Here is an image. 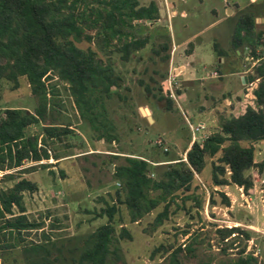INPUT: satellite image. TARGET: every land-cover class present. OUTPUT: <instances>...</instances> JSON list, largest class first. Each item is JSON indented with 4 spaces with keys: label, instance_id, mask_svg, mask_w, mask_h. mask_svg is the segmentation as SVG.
I'll use <instances>...</instances> for the list:
<instances>
[{
    "label": "rangeland",
    "instance_id": "rangeland-1",
    "mask_svg": "<svg viewBox=\"0 0 264 264\" xmlns=\"http://www.w3.org/2000/svg\"><path fill=\"white\" fill-rule=\"evenodd\" d=\"M156 1L157 8L164 7L165 0ZM222 2L185 0L184 6L191 11L187 16L177 11L168 20L159 14L151 20H133L134 35L145 36L146 42L126 59L120 57L118 49L104 47L95 38L75 42L82 48H93L119 75V84L112 86L103 100L108 132L113 136L110 140L99 137L101 129H95L79 115L66 82L47 72L44 116L37 123L27 124L24 133L37 134L38 144L46 148L48 157L25 159L18 166L0 169V177L11 174L0 178V187L9 186L20 177L35 183L33 190L22 192V203L26 218L39 225L18 233L6 232L0 240V264H88L77 259L83 239L107 220L105 213L96 212L111 203L117 206L111 219L116 249L107 264H213L218 259L235 257L242 249L256 256V264H264V175L254 165L247 169L252 184L246 191L234 183L211 185L210 164L218 152L207 156L188 189L175 191L160 223L154 218L163 202L131 221L114 193L118 182L112 175L113 165L122 162L124 155L148 160V174L152 177L158 176L160 163L167 158H185L190 139L187 122L194 125L198 119L189 111L192 108L195 112L207 107L213 108L214 113L235 115L245 105H254L251 89L256 78L241 82L238 75L251 76L257 61L250 56L244 41L236 53L231 37L237 29L235 20L244 10L253 12L255 30L264 29V0H226L224 6ZM175 3L179 7L182 4L178 0ZM196 33L197 38L190 36ZM189 36L194 42L200 39L195 64L192 69L186 66L176 76L171 96L166 84L171 70L167 61L169 38L174 43ZM190 43H183L180 48L184 46L186 51ZM218 55L223 57L221 63L214 57ZM212 63L216 64L213 69ZM212 70L218 75H212ZM233 70L237 72L231 73ZM187 76L204 78L183 79ZM200 81L206 86L201 87ZM222 81L225 83L220 86ZM181 90L185 91L184 99L178 95ZM234 91L233 100L225 101L226 93ZM5 107L24 108L32 113L38 107V97L31 92L25 76H18L16 84L0 78V114ZM211 122L207 131L201 132L199 127L195 130V140L201 141L217 127L216 119ZM47 124L58 126V134L42 135L43 125ZM158 138L160 142H156ZM252 144L253 160L264 158V139ZM220 192L227 196L228 204H224ZM121 225L128 237L117 236ZM222 226H237L240 230L220 239L216 229Z\"/></svg>",
    "mask_w": 264,
    "mask_h": 264
},
{
    "label": "trees",
    "instance_id": "trees-1",
    "mask_svg": "<svg viewBox=\"0 0 264 264\" xmlns=\"http://www.w3.org/2000/svg\"><path fill=\"white\" fill-rule=\"evenodd\" d=\"M157 16L155 0L147 3L139 0H0V78L16 84L17 77L23 75L31 92L38 97V107L33 113L19 107L3 108L0 114V169L18 166L25 159L48 157L46 148L38 144L37 134L24 133L27 124L37 123L44 116V77L47 72L66 82L79 115L95 129H101L99 137L112 139L103 100L109 96L111 87L119 84V75L114 74L111 63L100 58L93 48H82L75 42L95 38L104 47L111 45L118 49L120 57L126 59L131 51L146 42L145 36L134 35L132 21L151 20ZM235 27L231 45L237 49L244 41L250 56L257 61L253 73L247 76V79L256 78L251 89L254 105H245L243 111L235 115L217 112V127L201 141L193 140L185 150L184 159L173 157L160 163L158 176L148 174L149 162L144 158L124 155L122 162L114 164L112 175L118 182L115 199L125 206L129 220H137L163 202L154 218L160 223L175 191L188 189L194 174L201 172L206 157L217 152L210 164L211 185L234 183L246 191L252 184L247 170L250 166L254 165L256 171L264 175V158L253 160L252 144L264 139V56H261L264 29L255 30V16L251 10L239 13ZM162 47H166L165 44ZM55 127L58 126L43 125L41 134L56 135ZM1 176L11 174L7 172ZM34 188L35 183L26 177L0 187V240L6 232L18 233L20 229L39 225L28 220L23 212L22 192ZM220 193L224 204H228L227 196ZM116 210L117 206L111 203L96 212L97 215L105 213L107 220L84 237L78 261L107 264L116 249L111 223ZM216 230L222 239L240 229L222 226ZM241 232L247 235L245 231ZM117 236H129L124 226L119 227ZM37 246L40 245L34 244ZM176 251L173 250L171 255ZM213 264H256V256L242 249L235 257L218 259Z\"/></svg>",
    "mask_w": 264,
    "mask_h": 264
},
{
    "label": "crops",
    "instance_id": "crops-1",
    "mask_svg": "<svg viewBox=\"0 0 264 264\" xmlns=\"http://www.w3.org/2000/svg\"><path fill=\"white\" fill-rule=\"evenodd\" d=\"M178 1L182 2V4H180V7H179V5H177L175 3V0H168V1L165 0L164 1V7L162 5V7L158 8L159 17L161 16L165 20H168L169 17L170 18L173 17L176 14L177 11H179L181 16H187L189 14V12H191V11L189 10V7L184 6L185 5V0H178ZM155 2H157V1L155 0ZM225 2H226V0H223L222 6H224ZM210 10H211V12H214V13L216 12L214 7H211ZM190 36L195 37V38L198 37L197 33H196V35H190ZM190 36L189 37H185L183 40L181 39L180 41H177V42H174V43H173L172 39L169 38L170 47H169V50H167V61H168L169 65H170V67L174 68V70L177 71V75L176 76H178L184 70V68L186 66H188L190 69H192L194 64H195V60L194 59L196 58V55H195L196 51L199 49L200 39H198V41L194 42L193 40H191ZM187 42H189V43L191 42L190 43V47L186 51H183V47L184 46L182 48H180L181 44L187 43ZM235 52L237 53V49H235ZM214 57H217V62L218 63L222 62L223 57L221 55L220 56L219 55L218 56H214ZM172 64H174V66H172ZM214 65H216V64L212 63V69H213V67H215ZM236 72L237 71H235V70L231 71V73H236ZM217 75H214V76H217ZM243 75H246V74H239L238 75V77L241 80V82L242 81H247V75H246V78H244ZM203 78H204L203 76H187V77H184L183 79H188V80L202 79L203 80ZM200 82H201L200 83L201 87H205L206 86V84L202 83V81H200ZM224 83L225 82L222 81L219 84H220V86H223ZM207 84L212 86L213 83L212 82H208ZM209 88H210V86H209ZM178 92H179L178 95L182 99H184L185 98L184 97L185 96V93H184L185 91L181 90V91H178ZM234 93H236V91H234L232 93H226V96L224 97V100L227 101V102H230L231 100H233V96L235 95ZM202 98H205L204 94L202 95ZM205 108H206V110L204 111ZM205 108L199 107L198 108L200 110L199 112L198 111H196V112L193 111L194 110L193 108L191 110H189L192 114L194 113L193 115H196L197 118H198L196 120V122L194 123V125L196 123H201L202 124V126L199 127L202 130L201 132L207 131L208 129H210V125L212 124L211 121L216 119V113H214V111H212L213 108H207V107H205ZM211 112H213V113L211 114ZM197 113H199V115ZM189 123L191 125H193L191 122H187V125H188L189 130H190V134H189L190 139L188 138L189 140L187 142L185 150L189 147L190 143L193 140H195V130H197V129H191ZM191 133H192V135H191Z\"/></svg>",
    "mask_w": 264,
    "mask_h": 264
},
{
    "label": "built area",
    "instance_id": "built-area-1",
    "mask_svg": "<svg viewBox=\"0 0 264 264\" xmlns=\"http://www.w3.org/2000/svg\"><path fill=\"white\" fill-rule=\"evenodd\" d=\"M174 71H175L174 68H171V70H170V72H169V74H168V76L166 78L167 89L169 90L168 93L171 96H173L172 95V89H171L172 88V84L176 82L175 80H176V75H177V72H174ZM211 73L213 75H217V72L215 70H212ZM189 125H190L191 129H198V127L202 126L201 123H196L195 125H191L189 123ZM160 141L161 140L159 138L156 139V142H160Z\"/></svg>",
    "mask_w": 264,
    "mask_h": 264
},
{
    "label": "water",
    "instance_id": "water-1",
    "mask_svg": "<svg viewBox=\"0 0 264 264\" xmlns=\"http://www.w3.org/2000/svg\"><path fill=\"white\" fill-rule=\"evenodd\" d=\"M263 18H264V17H263ZM263 48H264V46H263ZM243 77L246 78V75H243Z\"/></svg>",
    "mask_w": 264,
    "mask_h": 264
}]
</instances>
